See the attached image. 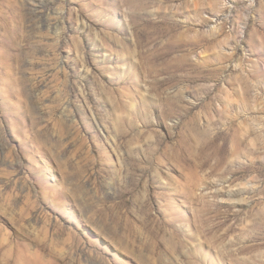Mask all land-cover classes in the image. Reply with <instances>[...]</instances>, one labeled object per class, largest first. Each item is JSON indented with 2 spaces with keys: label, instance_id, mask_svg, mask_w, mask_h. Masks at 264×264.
Masks as SVG:
<instances>
[{
  "label": "rangeland",
  "instance_id": "1",
  "mask_svg": "<svg viewBox=\"0 0 264 264\" xmlns=\"http://www.w3.org/2000/svg\"><path fill=\"white\" fill-rule=\"evenodd\" d=\"M0 264H264V0H0Z\"/></svg>",
  "mask_w": 264,
  "mask_h": 264
},
{
  "label": "bare ground",
  "instance_id": "2",
  "mask_svg": "<svg viewBox=\"0 0 264 264\" xmlns=\"http://www.w3.org/2000/svg\"><path fill=\"white\" fill-rule=\"evenodd\" d=\"M28 137V136H27ZM29 138V137H28ZM32 139V138H31ZM23 142V141H22ZM26 142H29V141H27L26 140ZM25 142V143H26ZM21 145V144H20ZM23 145V144H22ZM34 147H31V150L32 151H35V152H38V151H40L41 149H43L44 148V146H42V145H39V144H36V145H34V144H32ZM21 148H23V147H21ZM44 149H46V148H44ZM63 196V195H62ZM60 197V196H59ZM58 199V198H57Z\"/></svg>",
  "mask_w": 264,
  "mask_h": 264
}]
</instances>
